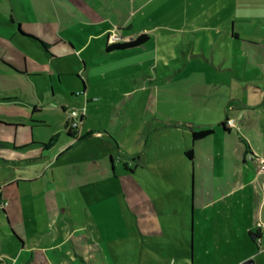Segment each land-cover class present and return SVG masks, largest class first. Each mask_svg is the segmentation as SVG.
<instances>
[{"label":"crops","instance_id":"1","mask_svg":"<svg viewBox=\"0 0 264 264\" xmlns=\"http://www.w3.org/2000/svg\"><path fill=\"white\" fill-rule=\"evenodd\" d=\"M0 3L8 5L7 10L0 8V24L14 29L20 42L17 48L0 36L4 48L0 59L37 76L55 75L58 82L65 78L69 100L85 99L84 124L100 119L95 128L101 127L112 142L101 151L89 144L93 128L84 131L89 137L85 140L79 129L68 134L65 119V138L85 142L75 148L77 161H68L75 145L66 141L52 159L48 156L60 147L59 133L50 148L39 144L45 142L22 143L21 147L31 146L24 149L6 145L10 142L2 145L5 166H40L32 180L11 179L3 189L44 177L69 185L74 189L66 199L79 201L97 226L90 230L85 222L80 226L74 205L68 202L50 230L27 242L2 207L11 239H0V264H103L97 242L101 238L90 233L102 232L100 221L108 215L109 205L101 202L105 200L100 198V185L92 192L80 186L111 178L131 194L127 184L135 186L137 205L141 199L146 203L139 209L146 220L139 224L148 225L150 232L161 229L149 198L154 200L156 194L142 189L143 183L177 185L183 202L190 194L191 224L183 219L182 225L190 229V238L185 233L184 239L190 242L193 264H241L250 258L264 264V174L258 171L259 160L264 159V0ZM22 31L46 43L49 54ZM112 32L120 43L141 34L149 40L140 48L106 52L113 43L108 40ZM22 43L37 48L42 59L26 54ZM65 59L67 65L62 64ZM77 92L81 95L75 96ZM227 119H234L236 128L223 130L220 125ZM15 125L24 127L22 122ZM203 130L212 134L194 142L192 133ZM189 151L191 159L186 156ZM91 199L96 201L85 207L83 201ZM160 209L167 213V208ZM251 232L258 240L251 239ZM182 260L187 264L186 257Z\"/></svg>","mask_w":264,"mask_h":264},{"label":"rangeland","instance_id":"2","mask_svg":"<svg viewBox=\"0 0 264 264\" xmlns=\"http://www.w3.org/2000/svg\"><path fill=\"white\" fill-rule=\"evenodd\" d=\"M0 8L7 10L8 5L0 3ZM38 22L42 24L39 20ZM133 31L136 32V30ZM22 34L35 37L23 31ZM0 36L9 40L15 47L19 46L20 42L14 36V29L0 24ZM71 40L74 44H78L74 38ZM22 44L26 54L36 60L42 59V54L37 48L25 43ZM95 44L93 43V45ZM175 49H179L178 45L175 46ZM0 50L3 51L4 48L0 46ZM2 56L3 53H0V57ZM160 58L168 59L161 57V55ZM5 60L4 57L0 59V149H2L3 144L8 142L10 143L6 145H10L11 148L14 146L16 148L21 147L22 143L46 142L51 136L59 133L58 144L60 147L51 151L48 156L52 159L61 146L64 148L66 141L68 146L75 145L70 151L73 156L68 161H77L78 153L74 152L75 148L82 146L85 142H82L83 139L79 142L73 139L67 140L62 127L68 112L72 108L78 109L81 105L85 107V99L81 103L76 100H69V90L64 84L65 78L58 82L55 75L54 79L50 74L37 76L28 70L23 71L11 65ZM66 63H68L66 59L62 60V64L67 65ZM159 65L161 66L160 61ZM51 68L56 72V67L51 66ZM83 115L82 117H84ZM82 117L77 129L83 132V138L86 140L89 137L84 131L88 127L93 128L91 133L94 137H92L93 140L89 143L90 145L99 146L101 151L106 146L112 145L101 127L95 128L97 124L100 126V119H89L87 124H84L86 117L83 119ZM17 122H22L24 127L16 129L15 124ZM14 131H16L15 134ZM112 147L115 148L114 145ZM65 149L67 148L65 147ZM113 156L116 159L119 157L116 154ZM7 160L0 151V163L3 164ZM46 164L47 162H44V165ZM39 167L38 165L34 169H16L11 166L0 165V210L2 207L6 208L9 213V223L18 230L17 232L23 240L27 242L32 239L37 240L42 232L50 230L52 223L56 222L62 215L63 209L68 208V202L74 205V213L78 215L77 222L80 226L85 222L88 226L83 228L90 230L94 225L96 227L97 224L85 216L79 201L66 199L70 195L69 190L74 189V187L66 184L57 185L52 183L49 178L44 177L31 184H13L3 189L7 181L11 179V181L17 179L32 180L30 177L38 172ZM135 178L138 180L137 177ZM99 185L103 187V192H99L100 198L105 200L101 202L109 205L106 207L109 213L104 217V220L100 221L102 232L96 230L95 234L89 233L101 238L97 242L103 251V264H184L182 258L185 259V257L187 264H193V257L190 256V242L184 239L185 233L190 238V229L182 225L183 219H186L187 226L191 224L190 194L183 202L179 197L177 185L143 183L142 189L150 188L156 194L154 200L152 196L149 198L161 232L156 229L150 232L148 225L139 224V222L146 220V217L141 215L139 211L145 207L146 203L141 199L140 205H137L133 196L136 194L134 185L130 182L127 184L133 192L131 194L122 187L117 179L111 178L101 184L81 185L80 188L82 189L80 190L88 192L91 188L90 191L92 192ZM188 191H191L190 185ZM166 192L167 194H164ZM95 201V199H91L83 202L85 207H88V203L91 204ZM161 207L167 208V213H163ZM184 208H186V216L182 212L185 210ZM89 212L91 213L90 210ZM91 216L94 219V216ZM5 223L7 224L6 216L0 212V228L6 234L4 235L0 230L1 240L11 239L9 236L11 231ZM120 229L123 231L120 232ZM119 234H123V236H118Z\"/></svg>","mask_w":264,"mask_h":264},{"label":"trees","instance_id":"3","mask_svg":"<svg viewBox=\"0 0 264 264\" xmlns=\"http://www.w3.org/2000/svg\"><path fill=\"white\" fill-rule=\"evenodd\" d=\"M20 33L22 34V32H20ZM23 36L29 38L33 43H35L45 53L49 54L48 53L49 46L46 43H44L43 41H41V40H39V39H37L36 37H33V36H27V35H23ZM148 40H149V38H148V36L146 34H141L137 38H135L133 40H130V41H127V42H123V43L113 42V43H111L110 45H108L106 47V52L127 51V50H132V49L140 48V47L144 46L148 42ZM74 95L75 96H79V95H81V92H77ZM225 126H226V121L224 123H222L220 125V127L223 130L227 131V128ZM65 127H66V129L68 131V134L71 133V131L68 129L67 122L65 124ZM76 130L77 129H75V131ZM210 134H212V130L196 131V132H193L192 133V139H193L194 142H196V141H199V140L204 139L205 137L209 136ZM56 140H57V136L54 135L47 142H45V143H39V144L42 147H44V148H50L56 142ZM30 145L21 147L19 149H24V148L31 147ZM186 156H187L188 159H191V152L190 151L187 152L186 153ZM250 237H251V239L253 241L258 240V238H259L258 234L257 233H253V232L250 233Z\"/></svg>","mask_w":264,"mask_h":264},{"label":"built area","instance_id":"4","mask_svg":"<svg viewBox=\"0 0 264 264\" xmlns=\"http://www.w3.org/2000/svg\"><path fill=\"white\" fill-rule=\"evenodd\" d=\"M109 42H116L118 40V35L115 32L109 34L108 37ZM85 111L84 106H79L78 109L72 108L67 115V124L68 129L73 131L78 128L79 124L81 123V117L83 112ZM226 126L229 128L235 127L234 119H227ZM258 171L264 174V159L259 160Z\"/></svg>","mask_w":264,"mask_h":264},{"label":"water","instance_id":"5","mask_svg":"<svg viewBox=\"0 0 264 264\" xmlns=\"http://www.w3.org/2000/svg\"><path fill=\"white\" fill-rule=\"evenodd\" d=\"M241 264H255V261L253 258L247 259L244 262H242Z\"/></svg>","mask_w":264,"mask_h":264}]
</instances>
